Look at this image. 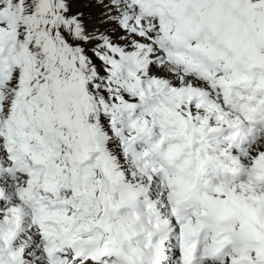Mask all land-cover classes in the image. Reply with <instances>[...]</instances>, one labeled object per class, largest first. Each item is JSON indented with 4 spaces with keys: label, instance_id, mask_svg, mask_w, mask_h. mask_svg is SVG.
<instances>
[{
    "label": "snow or ice",
    "instance_id": "snow-or-ice-1",
    "mask_svg": "<svg viewBox=\"0 0 264 264\" xmlns=\"http://www.w3.org/2000/svg\"><path fill=\"white\" fill-rule=\"evenodd\" d=\"M0 264H264V0H0Z\"/></svg>",
    "mask_w": 264,
    "mask_h": 264
}]
</instances>
